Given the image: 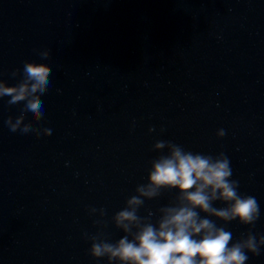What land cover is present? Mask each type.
Wrapping results in <instances>:
<instances>
[{"label": "water", "instance_id": "water-1", "mask_svg": "<svg viewBox=\"0 0 264 264\" xmlns=\"http://www.w3.org/2000/svg\"><path fill=\"white\" fill-rule=\"evenodd\" d=\"M0 264H264V0H49L0 58Z\"/></svg>", "mask_w": 264, "mask_h": 264}]
</instances>
